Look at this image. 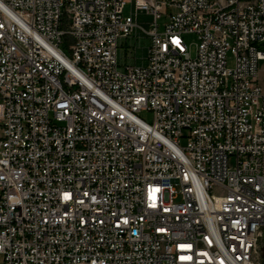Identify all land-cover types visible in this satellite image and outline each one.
Listing matches in <instances>:
<instances>
[{
  "label": "built area",
  "instance_id": "built-area-1",
  "mask_svg": "<svg viewBox=\"0 0 264 264\" xmlns=\"http://www.w3.org/2000/svg\"><path fill=\"white\" fill-rule=\"evenodd\" d=\"M262 63L264 0H0L4 264H263Z\"/></svg>",
  "mask_w": 264,
  "mask_h": 264
},
{
  "label": "rangeland",
  "instance_id": "rangeland-1",
  "mask_svg": "<svg viewBox=\"0 0 264 264\" xmlns=\"http://www.w3.org/2000/svg\"><path fill=\"white\" fill-rule=\"evenodd\" d=\"M131 6L127 9V14H129ZM140 26L146 30H151L150 24L152 23V18L147 16L144 13H141L138 17ZM166 19H163L160 22V25L163 27ZM163 31V30H161ZM187 45L191 48L193 56L196 53V45L198 39L195 35H187L184 37ZM149 48H150V39L143 34L141 31L137 33L134 38L129 41H121L119 49V64L121 70L125 69L126 66H143L148 64L149 57ZM230 65H233L230 62ZM259 80L260 84L264 86V63L260 65L259 70ZM140 117L148 123H153L154 116L152 113L143 112L140 114ZM183 146L186 145V141H183ZM0 264H4L2 257H0Z\"/></svg>",
  "mask_w": 264,
  "mask_h": 264
},
{
  "label": "water",
  "instance_id": "water-1",
  "mask_svg": "<svg viewBox=\"0 0 264 264\" xmlns=\"http://www.w3.org/2000/svg\"><path fill=\"white\" fill-rule=\"evenodd\" d=\"M264 264V263H263Z\"/></svg>",
  "mask_w": 264,
  "mask_h": 264
}]
</instances>
